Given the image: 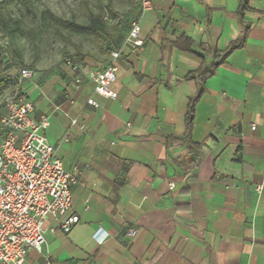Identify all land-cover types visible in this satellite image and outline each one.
<instances>
[{
	"label": "crops",
	"instance_id": "crops-1",
	"mask_svg": "<svg viewBox=\"0 0 264 264\" xmlns=\"http://www.w3.org/2000/svg\"><path fill=\"white\" fill-rule=\"evenodd\" d=\"M142 2L121 0L127 15L109 28L103 19L101 43L71 42L65 53L81 71L24 63L33 76L21 86L34 116H48L47 141L66 170L82 172L71 187L78 222L64 233L49 217L42 250L24 264H264V0L241 12V0ZM133 22L137 46L126 41ZM242 27L243 46L203 82L190 130L201 146L191 149L182 136L198 85L186 75L210 68L209 52ZM183 37L193 52L176 46ZM109 65L115 98L87 77Z\"/></svg>",
	"mask_w": 264,
	"mask_h": 264
},
{
	"label": "built area",
	"instance_id": "built-area-1",
	"mask_svg": "<svg viewBox=\"0 0 264 264\" xmlns=\"http://www.w3.org/2000/svg\"><path fill=\"white\" fill-rule=\"evenodd\" d=\"M143 6L149 4L143 0ZM140 26L131 24L126 41L133 46L141 44ZM0 51L5 61H11L9 41L0 36ZM112 52V57H117ZM64 65L72 72L82 70V64L68 58ZM116 68L109 65L102 69L92 68L87 77L95 84L97 94L115 98L110 84L116 78ZM33 76L32 69L14 62L8 70L16 87L3 102L0 115V264H24L28 252H40L44 243L45 221L59 217V227L68 233L78 222L71 213V187L77 183L81 170L68 171L56 156L53 145L45 136L48 116H34V104L22 89V83ZM95 104L94 101H89ZM253 128V126H252ZM168 189L175 186L168 182ZM262 185H256L258 192ZM135 230L128 231V235ZM45 264H50L48 257Z\"/></svg>",
	"mask_w": 264,
	"mask_h": 264
},
{
	"label": "rangeland",
	"instance_id": "rangeland-1",
	"mask_svg": "<svg viewBox=\"0 0 264 264\" xmlns=\"http://www.w3.org/2000/svg\"><path fill=\"white\" fill-rule=\"evenodd\" d=\"M49 9L57 15L77 22H88L91 14L99 15L108 21L119 14L127 15L128 6L121 0H0V33L8 36L9 53L22 61L30 63L36 59L40 65L63 62V54L71 42L84 46L99 44L102 41L92 34H79L62 28L50 20H42L40 12ZM17 29L11 37L9 32ZM17 51V53H15ZM8 75L0 61V79ZM13 81L0 86V105L15 88Z\"/></svg>",
	"mask_w": 264,
	"mask_h": 264
},
{
	"label": "trees",
	"instance_id": "trees-1",
	"mask_svg": "<svg viewBox=\"0 0 264 264\" xmlns=\"http://www.w3.org/2000/svg\"><path fill=\"white\" fill-rule=\"evenodd\" d=\"M241 2L242 3L240 5V12L246 7L245 6V0H241ZM40 17L42 20H50L53 23H55L56 25H58L62 28H65L67 30H70L72 32H75V33L93 34L96 37L107 36V34H108L105 21L99 15H96V14H91L89 16L88 22H85V23L77 22V21L72 20V19L63 18V17L57 15L56 13L52 12L49 9H45V10L41 11ZM0 25H3L5 28V24L3 22ZM16 31H17L16 28L13 29L12 31H10L9 32L10 36L12 37ZM246 32H247V29L242 27V30H241L239 37L236 40L232 41L225 50H223V51H219V50L210 51L209 53H211L212 56L214 57V62L211 64L210 68H199L197 70L190 71L186 75V78H193L198 85L197 93L188 99L187 110H186V114H185V132H184V135L182 136L183 142L188 143V145L191 149H198L201 146L200 144L192 143L190 141V130L192 127V121H193V117H194L195 103L203 91V86H202L203 82L208 76H210L211 74L214 73L215 68L220 63H222L224 61V59L233 50L243 46L244 41H245V37H246ZM0 36L6 37L8 39V36H6L4 33H0ZM9 46H10V43H9ZM176 46L178 48H180L182 51L193 52V50L191 48V43H190L189 39L186 37H183L182 40H180V42L179 41L176 42ZM15 53H17V51H15ZM10 55H11L12 60L11 61H5L3 59V55L1 54V51H0V61L2 60V62H3V69L5 72L8 71L12 67L14 62H20L21 64H23L22 61L15 58L11 54V52H10ZM70 57H71V55H69L68 53H64L63 57H62L63 62ZM23 66H25V65L23 64ZM7 80L13 81L7 75V76L3 77L2 79H0V86L3 85ZM0 108H1V105H0ZM197 164H198V159H196V158L192 159L188 163L189 166H196Z\"/></svg>",
	"mask_w": 264,
	"mask_h": 264
}]
</instances>
